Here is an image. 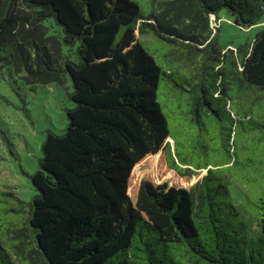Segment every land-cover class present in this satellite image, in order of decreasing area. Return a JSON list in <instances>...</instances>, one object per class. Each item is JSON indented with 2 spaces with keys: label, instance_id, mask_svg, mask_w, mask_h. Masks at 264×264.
Wrapping results in <instances>:
<instances>
[{
  "label": "trees",
  "instance_id": "1",
  "mask_svg": "<svg viewBox=\"0 0 264 264\" xmlns=\"http://www.w3.org/2000/svg\"><path fill=\"white\" fill-rule=\"evenodd\" d=\"M221 11L264 0H0V67L74 103L0 190V264H264V29L221 50Z\"/></svg>",
  "mask_w": 264,
  "mask_h": 264
},
{
  "label": "rangeland",
  "instance_id": "2",
  "mask_svg": "<svg viewBox=\"0 0 264 264\" xmlns=\"http://www.w3.org/2000/svg\"><path fill=\"white\" fill-rule=\"evenodd\" d=\"M212 25L220 26L221 50L236 48L249 45L264 29V14L258 24L244 28L236 25L229 13L221 11L218 20L212 18ZM144 39L151 40L149 36ZM172 57L169 61L176 63ZM181 71L189 76L188 66ZM179 76L175 75L178 83L184 82ZM72 91L71 80L65 87L39 86L31 90L0 67V190L9 188L26 201L36 193L30 175L39 168L48 133L61 134L67 127V111L74 106Z\"/></svg>",
  "mask_w": 264,
  "mask_h": 264
}]
</instances>
